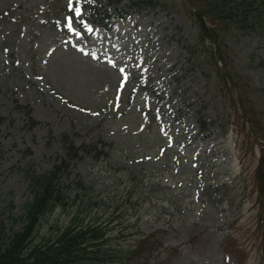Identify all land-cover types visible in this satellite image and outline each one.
Returning a JSON list of instances; mask_svg holds the SVG:
<instances>
[{
	"label": "rangeland",
	"instance_id": "1",
	"mask_svg": "<svg viewBox=\"0 0 264 264\" xmlns=\"http://www.w3.org/2000/svg\"><path fill=\"white\" fill-rule=\"evenodd\" d=\"M128 4L0 0L2 235L23 225V170L49 169L66 134L104 151L69 163L67 201L42 216L38 239L85 208L84 221L109 232L107 250L140 242L106 264H264L252 178L264 148V30L229 36L232 79L216 85L187 0Z\"/></svg>",
	"mask_w": 264,
	"mask_h": 264
},
{
	"label": "trees",
	"instance_id": "2",
	"mask_svg": "<svg viewBox=\"0 0 264 264\" xmlns=\"http://www.w3.org/2000/svg\"><path fill=\"white\" fill-rule=\"evenodd\" d=\"M92 1L93 4L98 3V0ZM159 1L129 0L128 5L142 7L146 4L154 5ZM187 1L190 16L197 24L199 42L206 44L205 46L210 49L206 60L213 67L209 71L204 67V75L209 81L214 76L213 84L221 83L222 86H226L227 80L232 79L226 69L229 61L226 49L228 38L233 32L255 35L264 30V0ZM95 10H98L97 6ZM188 53L187 62L190 63L195 60L193 49L189 48ZM198 61L201 63L199 59ZM219 87L215 88L219 89ZM16 107L26 113L29 123H35L29 115V107L20 104H16ZM200 125L204 127L206 123L200 119ZM259 129L264 131V126L259 124ZM61 140L64 153L49 169L42 172L31 168L23 170L28 195V199L22 204L23 212L20 214L23 225L19 230L6 235H2L0 230V264H106L122 262L124 258L131 257L139 249L140 242L137 238L134 239L133 244L122 249L120 255H117L116 250L104 248L110 234L100 222L84 221V216L81 214L86 210L85 208L81 213L77 208L73 216L64 224L57 225L48 238L38 239L37 232L42 216L57 206H63L67 201L60 180L64 174L68 175L69 163L74 158L81 157L80 149L93 150L95 156L104 151V148L96 143L76 146L66 134L61 136ZM100 145H105V142L100 141ZM252 178L253 188L256 191V238L264 263V148L257 158ZM77 184L83 186L81 181ZM73 201H76V198ZM86 203H83L81 198L79 205L85 207ZM123 222L124 219L121 220V223ZM128 227L129 224L122 225L117 235L124 237Z\"/></svg>",
	"mask_w": 264,
	"mask_h": 264
},
{
	"label": "snow or ice",
	"instance_id": "3",
	"mask_svg": "<svg viewBox=\"0 0 264 264\" xmlns=\"http://www.w3.org/2000/svg\"><path fill=\"white\" fill-rule=\"evenodd\" d=\"M69 6L71 7V4H70ZM75 12H76V15L79 16V15H80V12H81L80 8L77 7V8L75 9ZM68 27H69V28H72V21H71V18H69ZM89 31H91V29H89Z\"/></svg>",
	"mask_w": 264,
	"mask_h": 264
}]
</instances>
